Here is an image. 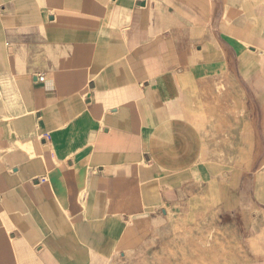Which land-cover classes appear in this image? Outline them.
Listing matches in <instances>:
<instances>
[{
    "label": "crops",
    "instance_id": "obj_1",
    "mask_svg": "<svg viewBox=\"0 0 264 264\" xmlns=\"http://www.w3.org/2000/svg\"><path fill=\"white\" fill-rule=\"evenodd\" d=\"M258 206L264 0H0V264H208Z\"/></svg>",
    "mask_w": 264,
    "mask_h": 264
},
{
    "label": "rangeland",
    "instance_id": "obj_2",
    "mask_svg": "<svg viewBox=\"0 0 264 264\" xmlns=\"http://www.w3.org/2000/svg\"><path fill=\"white\" fill-rule=\"evenodd\" d=\"M251 98H241L240 118L242 121L241 138L248 137V109L253 107ZM232 115V114H230ZM210 116H214L210 113ZM229 114H224L225 120ZM245 122L243 123V121ZM226 125V121H225ZM245 126V128H244ZM259 132L257 131V146H251L250 158L257 160L259 165V158L263 152V144L259 139ZM225 147L232 148V145L225 143ZM241 168L244 167L248 159V143L241 144ZM221 154V151L219 152ZM255 158V159H254ZM219 208H208L207 216L224 217L223 226H212L208 238L204 241L205 246L208 247V264H264V209L259 206L256 211L252 213L233 211L232 209L225 210L219 213ZM219 222V221H218ZM256 253V256L254 255Z\"/></svg>",
    "mask_w": 264,
    "mask_h": 264
},
{
    "label": "built area",
    "instance_id": "obj_3",
    "mask_svg": "<svg viewBox=\"0 0 264 264\" xmlns=\"http://www.w3.org/2000/svg\"><path fill=\"white\" fill-rule=\"evenodd\" d=\"M44 138H47V135H44ZM42 181V180H41Z\"/></svg>",
    "mask_w": 264,
    "mask_h": 264
}]
</instances>
